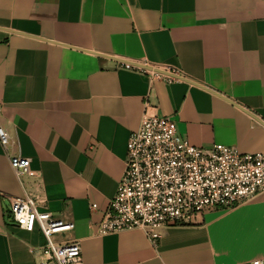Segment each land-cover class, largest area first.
Returning <instances> with one entry per match:
<instances>
[{
  "label": "crops",
  "instance_id": "1",
  "mask_svg": "<svg viewBox=\"0 0 264 264\" xmlns=\"http://www.w3.org/2000/svg\"><path fill=\"white\" fill-rule=\"evenodd\" d=\"M111 58L173 69L166 82ZM133 66V65H131ZM145 103L200 149L264 153L263 0H0V264H37L45 239L18 228L12 197L70 221L84 264H252L264 259V193L161 232L99 236ZM9 156L30 157L18 181ZM95 206V208H92Z\"/></svg>",
  "mask_w": 264,
  "mask_h": 264
},
{
  "label": "built area",
  "instance_id": "2",
  "mask_svg": "<svg viewBox=\"0 0 264 264\" xmlns=\"http://www.w3.org/2000/svg\"><path fill=\"white\" fill-rule=\"evenodd\" d=\"M124 67L169 83L183 80L170 68L158 73L129 64ZM0 145L9 154L10 135L2 127ZM32 163L30 157L9 156L18 181L35 177ZM124 166L96 233L140 230L154 248L163 230L195 224L207 211L231 210L264 193V153H241L221 144L210 149L194 147L178 134L171 117L157 115L148 103L138 129L128 137ZM1 196L9 201L18 228L27 232L38 229L43 235L45 243L39 247L37 264H84L78 241H53V237L71 232L72 222L41 211L31 196ZM252 264H264V259Z\"/></svg>",
  "mask_w": 264,
  "mask_h": 264
},
{
  "label": "water",
  "instance_id": "3",
  "mask_svg": "<svg viewBox=\"0 0 264 264\" xmlns=\"http://www.w3.org/2000/svg\"><path fill=\"white\" fill-rule=\"evenodd\" d=\"M108 58L113 59L114 61L119 62V63H122V64H129V65H133V66L140 67V68L145 69V70L155 71V72H158V73H162V71H160V70H158V69H154V68L149 67V66L138 65V64H134V63L126 62V61H123V60H120V59L111 58V57H108Z\"/></svg>",
  "mask_w": 264,
  "mask_h": 264
},
{
  "label": "rangeland",
  "instance_id": "4",
  "mask_svg": "<svg viewBox=\"0 0 264 264\" xmlns=\"http://www.w3.org/2000/svg\"><path fill=\"white\" fill-rule=\"evenodd\" d=\"M53 241H54V242H58V241H59L58 237H56V236L53 237Z\"/></svg>",
  "mask_w": 264,
  "mask_h": 264
}]
</instances>
